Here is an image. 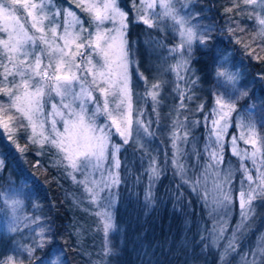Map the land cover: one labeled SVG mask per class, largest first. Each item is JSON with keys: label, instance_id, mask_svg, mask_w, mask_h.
<instances>
[{"label": "snow or ice", "instance_id": "6c2138e0", "mask_svg": "<svg viewBox=\"0 0 264 264\" xmlns=\"http://www.w3.org/2000/svg\"><path fill=\"white\" fill-rule=\"evenodd\" d=\"M243 3L256 5L264 12V0H243ZM231 4V7L225 8V14L232 13L233 8L238 7L237 0H231ZM77 6L87 13V20L75 11H68L62 23L59 19L61 11L55 7L54 0H0V94L6 97L0 102V113L3 114L0 115V122L8 129V121H14L13 126L24 129L25 136L38 144L41 150L45 147L49 151L54 150L66 174L72 181L82 185L95 201L102 192L110 193L120 183L118 170L121 162L118 154L123 145L129 143L133 123L145 135H152L151 121L140 119L143 117L140 109L134 111L129 71L134 66V58L126 37L125 13L119 8L117 0H79ZM156 6L157 0H143L142 8L145 10H154ZM160 7L164 9L165 15L171 17L179 32L180 43L171 52L179 55L180 60L170 71L175 70L177 77L179 108H186L185 99L190 100L191 96L184 92L179 81L187 84L191 79L189 65L193 42L206 47L214 29H198L197 25L191 24V17L180 14L177 0H160ZM241 11L250 10L244 8ZM69 17L72 19L69 20ZM153 17H158L154 11ZM142 19L151 27L147 16ZM256 21L259 25L260 46L264 47V15L258 14ZM235 42L239 44L240 38ZM245 49H248L247 44ZM222 56L226 57V53L216 55L213 59L219 63ZM226 62L219 63L218 68L214 66L217 79L223 78L221 88L225 83L235 86L238 79V74L225 69ZM136 75L146 85L144 98L151 99L153 111H156V105L160 103L161 83L155 78L149 82L138 68ZM191 82L195 83V80ZM46 95L51 107L47 115ZM53 96L59 98L58 104L52 102ZM110 96L114 98L115 104L111 108ZM241 96H247V92L226 96L218 90L213 94L214 106L202 117L203 126L208 129V139L204 147L194 153L197 161L206 158L202 174H198L200 169H196L189 176V169L181 160L180 144H187L190 132L180 122L174 124L172 130L171 143L175 152L171 161H165L172 165L181 185H189L190 190L197 192L204 206L208 207L214 221L210 224V231L217 237L223 238L228 231L226 217L231 211L230 206L235 204L239 208L238 221L233 226L231 239L227 240L226 252L239 250L237 241L250 227L248 220L254 200L264 201V138H261L260 148L256 147V141H251V152L237 145V140L244 144L250 143L248 135H255L253 123L242 120L240 128L247 129L248 134L241 132L230 138L231 153L240 160L242 176L235 196L229 187L232 183L231 171L221 174L219 168L223 133L228 127L227 118L235 110V100ZM197 110L202 111L203 105H199ZM101 116L106 121L102 124L98 123V117ZM55 117H59V120ZM187 119L185 116L184 121ZM193 123L200 124L201 121ZM113 135L119 136L121 142L113 143ZM245 161H250V165ZM2 163L0 161V166ZM159 163L154 158L150 162L152 178L160 175ZM210 174L211 200L206 187ZM20 203L19 200H11L13 210ZM100 216L103 231L107 235L112 227L111 215L103 212ZM9 230L15 232L17 229L10 224ZM57 235L59 233L51 226L47 231L42 227L39 237L22 249L23 259L10 256L0 264H68L64 248L59 243L50 244ZM45 247L47 252L43 257L38 256V250L42 251ZM250 255L252 259H246V264H256L257 255L264 260V244Z\"/></svg>", "mask_w": 264, "mask_h": 264}, {"label": "trees", "instance_id": "16d2710c", "mask_svg": "<svg viewBox=\"0 0 264 264\" xmlns=\"http://www.w3.org/2000/svg\"><path fill=\"white\" fill-rule=\"evenodd\" d=\"M118 1L128 15L127 37L132 55L136 51L137 54L133 56L141 64V71L151 78L149 67L156 61L149 55L153 50L151 41L155 39L169 45L174 40L169 31L164 33L159 27H150L141 20L140 0ZM202 1L201 11L202 5L207 8L208 18L202 12L204 19L198 28L211 27L214 31L206 47L196 42L192 50L193 69L199 82L193 88L195 99L190 102V107L197 102L203 105V110L188 115V121L200 120L210 111L216 91H223L226 96H238L244 87L250 90L246 97L241 96L235 100V110L231 117L234 131L243 120L245 123H253L263 138L264 47L260 46L259 25L256 21L257 15L263 12L255 5H246L243 0H237L238 7L233 8L232 13L225 14V8L232 6L231 0ZM244 8L250 11L242 12ZM238 37L241 40L239 44L235 42ZM245 44L248 45L247 50ZM223 53H226V57L222 56L219 63L226 60V70L238 71L243 87L233 89L227 84L220 87L222 78L218 80L214 72V66L218 68L219 63L213 57ZM164 90L167 93V87ZM173 103L164 101L158 118L148 105L154 133L152 141L155 139V143L145 146V150L130 138L119 153V185L112 188L110 193L102 192L95 201L82 185L72 181L66 174L56 154H43L37 150L38 145L31 142L23 151H17L15 141L20 146L28 141L25 130L21 129L16 137L6 136L8 142L0 130V159L3 162L0 167V193L14 187L23 198L22 216L25 219L31 216L40 217L41 221L48 220V227L51 226L59 233L50 244L59 243L66 255L71 253L74 258L82 254L94 257L95 262L101 264H246V259H252L250 253L258 251L264 244V201H254V216L244 236L238 238L237 252L225 251L229 238L226 234L225 249L213 244L210 231L212 221L204 202L197 192L190 190L189 185L182 186L172 165L165 163L170 159L171 126L166 117L172 111ZM196 132H193L194 139L199 135ZM116 137L112 138V142L120 143L121 138ZM8 143L12 146H8ZM225 151V160L233 159L229 155L228 146ZM153 158L160 162V175L155 178H152L149 171ZM183 163L191 164L188 160ZM106 210L120 231L113 236L112 252H108L104 243L97 239L101 237L103 224L97 213ZM236 216L237 213L227 233L231 231ZM7 243V239H0V262L10 256L23 259L22 249L31 245L25 243L19 248L20 251L13 250L12 255L8 253ZM223 251L225 256L222 255ZM46 252L47 247L38 250L37 255L43 257ZM256 264H264L259 255L256 256Z\"/></svg>", "mask_w": 264, "mask_h": 264}, {"label": "rangeland", "instance_id": "374dc122", "mask_svg": "<svg viewBox=\"0 0 264 264\" xmlns=\"http://www.w3.org/2000/svg\"><path fill=\"white\" fill-rule=\"evenodd\" d=\"M201 1H199V0H177V8L180 9V14L184 15V16L188 15L189 17H191V21H192L191 24L197 25V28H198L200 21L203 18V15L206 17V19L208 18V13L206 15L207 8H205L202 5V11H201V8H200V4H201L200 2ZM78 2H79V0H54L55 7L61 11V16L59 17V19L62 23L65 19V15L68 11H75L78 16H80L82 19L87 20V13H84L80 10V8L77 6ZM85 2H91V0H85ZM117 2L119 5L118 0H117ZM142 3H143V0H140V13H142L141 20L143 21L142 17L147 16L151 26L159 27L164 33H168V31H169L171 33V38H173L174 42L172 43V40H171V43L169 45H167L164 43H159L155 39H153L151 41L152 42L151 46H152L153 50L151 51V53L149 55L151 56V58L153 60H156L149 67V69L151 70V73H150L151 78L147 77L145 75V73L143 71H141V64L133 56V55H136L137 53H136V51L133 52L132 57L134 58V66L131 67L129 71H130V87H131V90L133 93L134 111L136 109H140L143 112V117H140V119H143L145 121H148V120L152 121L151 114H149L150 109H148V105H149V107H151L153 109L152 101L150 98H144L146 85H145L144 81H142L136 75V71L138 68V71L140 73H143V75L148 78L149 82H152L153 79L155 78V81L161 83V85H162L161 90H160V103L158 105H156V111H153L154 116H157V118L159 117V109L161 108V104L164 101L169 100V101L174 102L172 105V111L170 112L169 116L166 117V120L169 119L170 125H171L170 126V134H169V139H170L169 155H170V159H168V160L171 161V159L173 157V153L175 152V149H173L172 143H171L173 125L177 124V122H180V123L184 124L185 126H187L188 130L190 132L187 144H180V147L182 150L181 160H182V162L184 160L190 161L191 164L184 163L186 165V167H188V169H189V172H188L189 176H191L192 171L196 170V169H200L198 174H202V166L205 164L206 158L200 159L199 161H197L195 159L194 153L196 152L197 149H202L204 147L205 143L207 142L208 135H209L208 129L203 126V119H200V121H201L200 124L193 123L197 119L194 121H188L189 119H187V121H184L185 116H187V118H188L191 115V113H193V112L194 113H198V112L200 113L201 112V111L197 110L198 106L201 105V103L196 104L197 102H195V105H193V107H190L191 106L190 102L195 99V98H193V95H192L193 88H194L195 84L197 85V83L199 82L197 79L195 70L193 69V64H192L193 57L191 58L190 65H189L191 70H192L191 74H189L191 79L188 80L187 84H185V81H179L180 86L184 90V92L187 95H190L192 97L190 100L185 99L186 108H179V104H178V100H177V97L179 96V92L176 90L177 77L175 74V70L170 71V69H172L173 66L176 63H178L180 60L179 55L171 52V49L178 46L180 43L179 32L177 31V27H176L175 23L173 22V20L171 19V17L164 14V9L162 7H160V0H157V6L154 10H152V9L145 10L144 8H142ZM181 5L184 6L183 7L184 9L180 7ZM119 8L125 13V11L121 8L120 5H119ZM182 9L185 10V13H183ZM153 11L158 14V17H156V18L153 17ZM259 11H261V9H259ZM202 12H203V15H202ZM260 15H264V12L262 14L260 12ZM68 19L71 20L72 18L69 17ZM125 24H126V29H127V31H126V37H127L128 29H129V20H128V15L126 13H125ZM127 40H128V37H127ZM195 43L196 42H193V48L195 46ZM191 56H192V54H191ZM45 62H46V58H45ZM179 71H183V69H179ZM232 72H234V71H232ZM234 73L238 74V79H237L236 85L233 86L230 83H225V84L232 87L233 89L235 87L238 88L239 86L243 87V85H242L243 81L240 79L239 72L236 71ZM186 79H187V77H186ZM191 80H195V83H192ZM166 87L168 89L167 93L164 90ZM249 90L250 89H246L243 87L241 92L246 91L248 93ZM0 95H1L0 102H3L6 99V97L2 94H0ZM242 97H246V96H242ZM44 99L46 101V103H45V114L47 115L51 111V107H50V103L47 102L48 101L47 95L45 96ZM113 99L114 98H112L111 96L109 97L110 108L115 106ZM52 102H56L58 104L59 98L53 96ZM116 103H118V101H116ZM213 106H214V104H213ZM251 110L254 111L255 109L252 108ZM0 115H3V114L0 113ZM232 115H233V112H231L227 118L228 119V127L225 129V131L223 133L222 147L220 149L221 164H220L219 168L221 170V174H224L225 172H228L229 170L231 171L232 183L229 185V187L231 189H233V196H235V189L237 188L238 183L241 180L242 176H241V172L239 170L240 160L237 156H234L231 153L232 145H231V139L230 138L232 136H238L241 132H244L246 135L248 133H247V129H241L240 125H238L236 131H234V127L232 124L233 122H232V118H231ZM55 118L57 120H59V117H55ZM135 119H136V117H134V121H135ZM5 120H6V117H5ZM263 120H264V117H263ZM104 122H106L104 117H102V116L98 117V123L102 124ZM14 123H15L14 121H8L9 128L5 129L3 127V123L0 122V130L4 134L3 136L7 142L9 141V138H7V137H10L11 135H13V137L14 136L16 137L17 134L22 129V128H20V129L15 128L13 126ZM221 123H223V121ZM59 126L60 125L58 124V127ZM150 130H151L152 135H145L142 130L136 129V125L134 122L133 123V132H132V135L130 136V138L132 140H135V143L138 146L140 145L139 147L143 146L144 149L146 150L145 146L152 145L155 143V139H153V141H152V138L154 136V133L152 132V124H151ZM196 130H197L196 134H199V135H198V138L194 139L193 132ZM116 136L117 135H113L112 138L115 139V138H117ZM260 136L261 135L259 134V132L255 129V135L254 136L248 135V138L250 140L249 144H244L243 141L237 140V145L240 148H247L249 150V152H251L253 150V145H252L251 141H256V147H258V148H260L262 146ZM118 138H120V137L118 136ZM199 138H201V139H199ZM27 140L28 141H26L24 144L25 146L24 145L20 146V144L17 143V141L14 142V145L16 146L17 151L18 150L23 151L26 148V146L31 142L30 139L27 138ZM8 146H12V145L10 143H8ZM226 146H228V152H229L230 157L233 158V159H228L227 161L225 160V158H226L225 157ZM37 150H39V152H41L43 154H45L47 152L55 154L54 150L49 151L47 149V147H45V149L41 150L39 145H38ZM262 150H264V149H262ZM19 153H21V152H19ZM258 156H259V153H258ZM0 161H2V160L0 159ZM57 161L59 162V159H57ZM245 163H248L250 165V161H245ZM197 187L200 188L201 186H197ZM206 187H207L208 192H209L208 198H209V200H211V198H212L211 174L209 175V179H208ZM16 191L17 190L14 187H12L9 190H5L4 192L1 191V193H0V207H1V209H0V239H2V240L7 239L8 240V243H7V248L9 249L8 253L12 254V255H13V250H19V248L21 246H24L25 243H26V245L28 244V242L32 244L33 240L37 239L39 237L40 229L43 227L47 231L48 224L50 225V222L48 220H42V221L39 220L40 217H31V216L29 217V216H27V218L25 219V216L24 217L22 216L23 198L21 196H19V194ZM13 199L19 200L21 202L20 205L15 208V210H13V208L11 206V200H13ZM5 201H8V203H5ZM230 207H231V211L228 212V215L226 217V220L228 223V231H229V227H230L232 218L237 213V216L233 222V224L235 225V223L238 221L239 212H240L239 208L235 204L231 205ZM206 208H207V211L209 213L208 207H206ZM106 211L109 213L108 210H106ZM254 211L255 210H254V202H253L251 218L248 220V224H249V221L254 216ZM97 214H100V212L98 211ZM209 217L211 218L210 221H212V217L210 215H209ZM101 221L103 223V220H101ZM114 221L115 220H113L112 216H111L112 227L108 230L107 235H105V233L103 231V224H102L101 225V237L97 238L102 244L104 243L103 245L108 252H112V250H113V245H114L113 236L118 235L120 233V231L118 230V227H116V223ZM212 223H214V221H212ZM10 224H13L16 227L17 230L15 232L9 230ZM233 226H232L231 231L229 233H227L228 231L225 233L227 236H229L228 240L231 239V232L233 231ZM250 230L253 231V228H251ZM211 239H212V242L215 246L222 248V249L225 247V235L223 238H220V237H217V235L214 232H212ZM21 252H23V251H21ZM5 254H7V253H5ZM222 255L225 256V251L222 252ZM76 256L77 257L74 258L71 253L70 254L68 253L67 254L68 264H101V263L95 262L96 260L94 257H92V258L87 257V256H83L82 254H77ZM102 264H107V263L104 262Z\"/></svg>", "mask_w": 264, "mask_h": 264}]
</instances>
